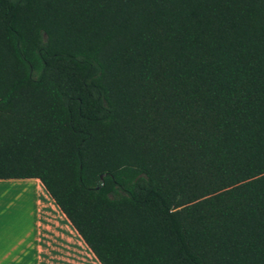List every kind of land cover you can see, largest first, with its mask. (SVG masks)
Segmentation results:
<instances>
[{"label":"trees","instance_id":"obj_1","mask_svg":"<svg viewBox=\"0 0 264 264\" xmlns=\"http://www.w3.org/2000/svg\"><path fill=\"white\" fill-rule=\"evenodd\" d=\"M28 177L100 264H264V0H0Z\"/></svg>","mask_w":264,"mask_h":264},{"label":"crops","instance_id":"obj_2","mask_svg":"<svg viewBox=\"0 0 264 264\" xmlns=\"http://www.w3.org/2000/svg\"><path fill=\"white\" fill-rule=\"evenodd\" d=\"M0 264H100L42 182L0 178Z\"/></svg>","mask_w":264,"mask_h":264},{"label":"water","instance_id":"obj_3","mask_svg":"<svg viewBox=\"0 0 264 264\" xmlns=\"http://www.w3.org/2000/svg\"><path fill=\"white\" fill-rule=\"evenodd\" d=\"M100 178H102V175H100Z\"/></svg>","mask_w":264,"mask_h":264}]
</instances>
